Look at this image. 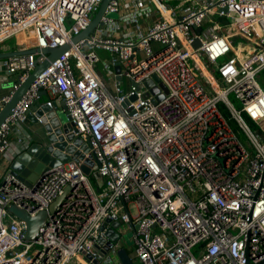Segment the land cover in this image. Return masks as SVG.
Returning <instances> with one entry per match:
<instances>
[{
	"label": "built area",
	"instance_id": "2783aa9c",
	"mask_svg": "<svg viewBox=\"0 0 264 264\" xmlns=\"http://www.w3.org/2000/svg\"><path fill=\"white\" fill-rule=\"evenodd\" d=\"M101 1L0 0V44L13 36L19 49L68 44L0 124V157L42 89L64 100L74 135L88 146L35 187L9 176L0 184V264H124L122 247L134 264H264V0H185V12L173 18L166 16L173 7L151 0L161 17L142 29L134 7V36L116 33L120 0H110L102 23L73 42ZM100 51L111 75L99 68ZM45 57L2 58L13 77L3 83L9 90L0 108ZM153 74L158 80L145 85ZM68 185L26 239L25 223L8 205L34 215ZM112 227L116 240L107 234ZM127 231L129 245L121 239Z\"/></svg>",
	"mask_w": 264,
	"mask_h": 264
},
{
	"label": "water",
	"instance_id": "95a60500",
	"mask_svg": "<svg viewBox=\"0 0 264 264\" xmlns=\"http://www.w3.org/2000/svg\"><path fill=\"white\" fill-rule=\"evenodd\" d=\"M110 0H102L96 12L91 16V21L85 29L75 34L71 39L73 42L88 36L89 32L98 24L102 23L100 18L102 17L105 8ZM200 27L196 29L199 30ZM194 46H198L200 41L196 39L193 42ZM68 47V44L62 46H46V47H29L25 49H12L0 51V58L24 54V53H34L42 52L46 54V57L38 61L36 58L34 60V67L28 73L27 77L20 82L19 86L11 93L8 100L3 103L0 108V124L4 121L6 116L11 112L14 104L19 100L24 91L28 88L30 83L49 65L51 61L57 58L61 53H63ZM119 65L115 66V70H119ZM158 78L155 74L147 80L144 84L147 86L152 85ZM9 85V83L7 84ZM152 91H156L157 87H151ZM41 95L45 94V90H40ZM135 96H130L133 99ZM160 97V96H159ZM158 97V98H159ZM47 103V104H46ZM37 111L34 112L37 123L34 135L36 139L28 145L24 150L16 153L8 164L7 169L4 171L1 178L0 184L5 182L7 176L15 178L18 181L26 182L32 187L39 182V180L49 172L54 171L58 164L66 161L76 155H81V149L87 150V141L80 136L74 135L73 121L68 112V109L64 103L63 99H60L59 104H54L52 102H46ZM46 104V105H45ZM34 138V137H33ZM79 148V149H78ZM88 161V160H86ZM88 172L89 168L84 167ZM93 176L97 179V182L101 183V177L97 170L93 171ZM71 186L68 185L64 188L62 194H59L46 209L37 211L34 215H31L25 208L19 207L14 203L8 205V210H10L14 215L19 217L25 223V238H32L38 231L39 226L47 218L48 212H53L56 205L62 200L64 195L69 192ZM118 223L113 222V226ZM110 236V240H116L119 233L116 232L113 227L107 231ZM117 255L123 261L124 264H134L133 260L129 257L127 250L122 247L117 250ZM89 256V255H88ZM98 262V257L94 259V263ZM72 264V263H68Z\"/></svg>",
	"mask_w": 264,
	"mask_h": 264
},
{
	"label": "crops",
	"instance_id": "0c3cea01",
	"mask_svg": "<svg viewBox=\"0 0 264 264\" xmlns=\"http://www.w3.org/2000/svg\"><path fill=\"white\" fill-rule=\"evenodd\" d=\"M166 5H170L173 7V12H168L167 17L173 18L174 16L178 17L180 14L184 13L188 3L185 0H161ZM135 4V6L133 5ZM191 4V3H190ZM136 8L139 14V20L142 29H147L153 21L159 19L161 17L158 9L154 5L151 0H135L133 3L130 0H120V8L119 11L113 13V17L115 18L118 27L116 33L119 35L125 36L130 34V36H134L136 31L134 26L131 25V20L129 17V13ZM17 45L14 44H3L0 45V51L3 50H12L15 49ZM2 58H0V98L8 92V88L3 85V83L13 76L8 75L5 72V69L1 66ZM46 102H52L54 104H59L60 99L55 98L48 93L42 94L41 97L36 100L31 106L27 119L25 122L20 123L17 122L13 125L12 133H11V142L12 148L8 152L6 158L2 159L0 157V181L3 176L4 171L7 169L9 162L12 159L13 151L19 150L22 151L33 141H35L36 136L33 134L38 126L37 123H34L36 120V116L34 112L37 111L41 106H43ZM47 104V103H46ZM45 104V105H46ZM34 137V138H33ZM72 264H82L80 262L74 261Z\"/></svg>",
	"mask_w": 264,
	"mask_h": 264
},
{
	"label": "rangeland",
	"instance_id": "374dc122",
	"mask_svg": "<svg viewBox=\"0 0 264 264\" xmlns=\"http://www.w3.org/2000/svg\"><path fill=\"white\" fill-rule=\"evenodd\" d=\"M221 24H222V26L225 28L224 30H225V32H226V28H227V26H228V22L227 21H225L224 19H222V20H220L219 21ZM234 29V28H233ZM232 29V30H233ZM15 38H16V36H13V37H11V38H9V39H7V40H5V44H14V45H16L17 43H16V41H15ZM232 39H233V43H234V45H238V44H240L241 43V40H242V38L240 37V36H233V37H231ZM99 55H100V57H101V61L98 63L99 64V68L105 73V74H109V75H111L112 74V68L109 66V63H108V59H107V57L105 56V54H104V51H100L99 52ZM225 57H223L222 59H224ZM202 61H203V63H205L208 67H209V63H208V61L205 59V57H203L202 56ZM103 65H106V68H104L103 67ZM198 70V69H197ZM212 70V72H215V70L214 69H211ZM112 81V80H111ZM123 85H124V88L125 89H128L129 87H130V85H131V81L126 77V76H123ZM229 98L231 99V100H233V101H236V98L234 97V94L231 92L230 94H229ZM218 107H219V109L221 110V112L223 113V115L226 117V119L228 120V122H229V124L231 125V127L234 129V130H236L237 132H238V134L242 137V138H244V136H243V133L242 132H240V129L238 128V126H237V124H236V122L234 121V119L231 117V115L229 114V112L227 111V109L225 108V106L223 105V103L222 102H220L219 104H218ZM92 177V176H91ZM129 234H130V232L129 231H127L125 234H123L122 235V240L124 241H126V243H127V245H129L130 244V241L128 240V237L127 236H129ZM114 257H115V254L113 253L112 254Z\"/></svg>",
	"mask_w": 264,
	"mask_h": 264
},
{
	"label": "bare ground",
	"instance_id": "6f19581e",
	"mask_svg": "<svg viewBox=\"0 0 264 264\" xmlns=\"http://www.w3.org/2000/svg\"><path fill=\"white\" fill-rule=\"evenodd\" d=\"M21 36L25 37V36H26V33H22L21 35H19V38H20ZM153 80L156 81L154 78H153ZM164 91H165V90H164V88H163V90L160 91V93L157 94V96H158V97H159V96L162 97V96L164 95ZM160 97H159V98H160Z\"/></svg>",
	"mask_w": 264,
	"mask_h": 264
},
{
	"label": "clouds",
	"instance_id": "9594fccd",
	"mask_svg": "<svg viewBox=\"0 0 264 264\" xmlns=\"http://www.w3.org/2000/svg\"><path fill=\"white\" fill-rule=\"evenodd\" d=\"M4 44V43H3ZM3 44H0V45H3ZM15 49H17V48H15ZM46 93V92H45Z\"/></svg>",
	"mask_w": 264,
	"mask_h": 264
}]
</instances>
